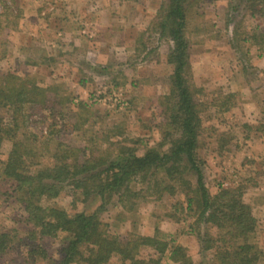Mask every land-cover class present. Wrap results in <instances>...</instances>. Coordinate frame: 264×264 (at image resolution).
I'll return each instance as SVG.
<instances>
[{"label":"trees","instance_id":"trees-1","mask_svg":"<svg viewBox=\"0 0 264 264\" xmlns=\"http://www.w3.org/2000/svg\"><path fill=\"white\" fill-rule=\"evenodd\" d=\"M213 2L203 0L204 4ZM194 3L199 2L164 0L146 32L157 44L140 43L138 48L145 62L162 42L170 45L165 56L171 70L168 92L145 101L156 111L154 129L160 139L155 145L129 139L122 125L97 127L92 106L74 103L65 86H44L37 74L0 75V198L9 197L22 206L25 218L21 223L26 230L18 240L17 230L0 231V261L16 247L25 249L28 261H48L51 257L44 240L51 239L63 244L59 264H113L116 260L121 264H264V252L254 238L258 220L252 204L245 201L247 188L257 184L250 179L213 194L205 177L206 159L200 149L207 123L205 105L197 102L201 89L193 78L189 27L194 14L200 17L197 24L203 22L201 28L212 25L207 11L193 8ZM20 13L18 0H0V33ZM224 16V28L218 33L228 36L231 54L245 71L252 53L264 58V29L248 25L264 18V0H229ZM7 54L0 46V60ZM42 58L49 61L47 56ZM113 80L109 95L128 81L125 76ZM142 83L134 78L132 86ZM237 97L238 93L220 94L219 102L212 105L229 113ZM124 102L116 104H126L125 110L129 101ZM208 128L214 132L210 137L216 135L217 150H227L236 141V131L228 126L224 132ZM237 131L264 139L262 122L244 124ZM62 195L72 199V212L58 204ZM165 199L173 202L166 208L170 223L183 222L188 227L182 231L189 238L187 246L177 243L180 232L168 235L159 227L151 236L134 231L113 235L102 219L121 209L130 221L142 204ZM136 225L133 219V229ZM192 243L200 248L199 263L189 253ZM145 251L152 254L146 256Z\"/></svg>","mask_w":264,"mask_h":264},{"label":"rangeland","instance_id":"rangeland-1","mask_svg":"<svg viewBox=\"0 0 264 264\" xmlns=\"http://www.w3.org/2000/svg\"><path fill=\"white\" fill-rule=\"evenodd\" d=\"M163 1L18 0L19 19L6 25L0 33V41H5L0 46L8 50L7 57L0 60V75L14 73L24 77L37 74L44 86H65L74 103L83 101L92 106L97 127L103 125L110 129L122 125L129 139L155 145L160 139L157 129H154L156 111L145 101L168 92L171 70L165 56L170 45L168 41L162 42L159 51L145 62H142L143 55L138 48L140 43L149 46L157 44L146 32L155 22ZM197 1L199 3H194L193 8L207 11L206 19L212 25H203V30L200 25L203 22L197 24L200 17L195 18L194 14L189 27V38L193 43V78L196 87L201 89L197 102L208 107L205 109L204 106L207 127L200 149V155L206 159L205 177L213 194L221 187H237L250 179L257 184L258 187L251 184L247 188L245 201L252 204L258 220L254 238L264 252V139L256 135L247 137L237 131L244 124H264V58L259 59L252 53L247 69L244 71L239 67L235 54H231L233 51L230 50L228 36L218 33L220 28H224V10L229 0H213L212 4ZM251 23L249 28L259 26L264 29V18ZM43 56H47L49 61L43 62ZM236 74L238 80H233ZM124 76L128 79L126 85L111 94L113 96L109 95L113 79L120 81ZM134 78L144 83L138 88L133 87ZM233 93H238L237 104L229 113H222V109L212 105L219 102L218 95ZM50 96L54 98L53 94ZM113 98L128 100V108L123 110L124 107H118L117 102L111 100ZM99 119H103L104 124ZM209 125L221 132L229 131L227 126L236 131L234 144L229 143L227 150H217L216 135L210 137L214 132L209 130ZM57 202L62 208L73 211L70 197L62 195ZM172 204L171 199L161 202L152 200L138 207L130 221L122 215L121 209L104 214L102 219L109 224L113 235L122 237L134 231L151 236L159 227L168 235L180 232L181 235L175 237L176 241L187 246L189 238L182 233L186 224H172L166 217V208ZM24 215L17 201L9 197L0 198V231L17 230L20 234L16 240L22 238L26 231L21 223ZM133 219L137 221L135 229L131 226ZM184 231H188V227ZM44 241L50 260L33 263L26 259L24 248L16 247L0 264H59L63 244L51 239ZM199 251L197 245H190L189 253L196 263L201 261ZM149 254L152 252H144L146 256ZM113 264L121 263L116 260Z\"/></svg>","mask_w":264,"mask_h":264},{"label":"built area","instance_id":"built-area-1","mask_svg":"<svg viewBox=\"0 0 264 264\" xmlns=\"http://www.w3.org/2000/svg\"><path fill=\"white\" fill-rule=\"evenodd\" d=\"M111 100H114V98H113V99H111ZM104 101H106V100L104 99ZM114 101H115V102H118V101H117V99H115ZM120 102H122V101L120 100ZM123 102H124V100H123ZM124 103H125V102H124ZM122 107H124V108H125V107H126V104H123V106H122Z\"/></svg>","mask_w":264,"mask_h":264}]
</instances>
